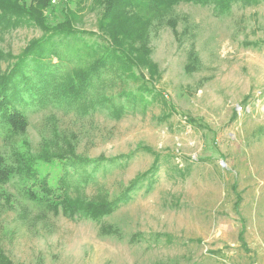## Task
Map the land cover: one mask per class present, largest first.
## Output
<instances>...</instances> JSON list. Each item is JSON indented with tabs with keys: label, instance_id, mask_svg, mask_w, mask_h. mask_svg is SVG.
<instances>
[{
	"label": "rangeland",
	"instance_id": "rangeland-1",
	"mask_svg": "<svg viewBox=\"0 0 264 264\" xmlns=\"http://www.w3.org/2000/svg\"><path fill=\"white\" fill-rule=\"evenodd\" d=\"M95 5L87 0L77 31L46 35L34 51L42 57L22 66L21 54L44 33L23 25L0 34V75L18 67L24 74L17 70L12 103L27 124L13 133L0 122V159L5 168L55 170L38 156L66 144L83 159L115 158L71 177L72 196L85 199H114L150 169L153 156L142 147L159 154L158 169L100 222L28 200L17 176L0 183L2 251L13 264H264V0L218 15L212 4L179 3L150 29L158 80L103 70L69 103L59 83L106 47ZM160 96L176 110L163 121ZM231 185L242 198L238 213ZM104 225L111 234L100 232Z\"/></svg>",
	"mask_w": 264,
	"mask_h": 264
},
{
	"label": "trees",
	"instance_id": "trees-1",
	"mask_svg": "<svg viewBox=\"0 0 264 264\" xmlns=\"http://www.w3.org/2000/svg\"><path fill=\"white\" fill-rule=\"evenodd\" d=\"M86 1L0 0V34L23 25L37 27L44 33V36L33 40L25 48L18 60V65H24L29 57L34 60V57H42L40 50L38 53L34 51L38 49L40 43L46 40L45 37L73 35L77 31L75 28L77 12L84 11ZM93 2L101 8L100 16L96 21V35H99L106 43V47L101 49L99 55L95 54L96 50L92 51L94 59L87 67L76 68L59 83L57 89L62 99L69 103L80 100L86 92L89 80L103 70H114L120 76L140 78L143 81L147 79L142 71H146L148 81L158 80L160 73L157 65L150 59V29L156 21L172 11L173 7L179 3H193L200 6L212 4L215 14L218 15L228 12L233 4H239L242 7H256L261 0H93ZM59 16H61L60 20ZM194 61L196 58L190 52L188 67H193ZM19 69L18 67L15 72L10 71L0 75V122L6 124L13 133L24 132L27 125L23 113L12 103L16 101L18 94L14 91L17 70L20 76L24 77ZM10 90H13L10 93L11 96L8 94ZM160 97L164 108L161 120L163 121L175 114L176 110L172 104L163 100L162 96ZM116 112L120 110L117 108ZM235 117L234 112L233 119ZM185 121L195 123V120L190 118H186ZM66 145L64 150L57 151L55 154L43 151L38 156L36 163L39 162L45 166L53 164L56 166L55 170L39 171L42 168L35 163L17 168H5L0 159V183H7L10 178L17 176L21 183L22 193L28 200L43 204L47 210L55 214L61 213L66 217L80 216L100 222L105 216L115 212L120 203H127L130 200L128 193L136 189L143 179L149 174H154L158 169L159 154L147 147H142L140 149L153 156L152 165L146 172L130 181L120 196L114 199H110L107 193H98L91 199L72 196L71 191L75 189L76 183L72 182L71 177L78 174L79 168L102 161L111 163L115 161V158L83 159L74 154L69 144ZM125 158L129 159L130 156ZM231 191L235 197L233 209L235 213H238L242 198L236 192L235 185H231ZM109 227L101 226L100 232L106 235L111 234ZM239 240L245 247L242 234ZM0 264H13L1 247Z\"/></svg>",
	"mask_w": 264,
	"mask_h": 264
}]
</instances>
